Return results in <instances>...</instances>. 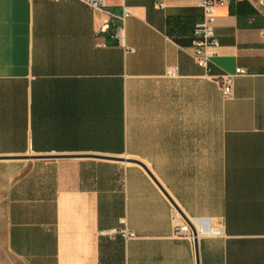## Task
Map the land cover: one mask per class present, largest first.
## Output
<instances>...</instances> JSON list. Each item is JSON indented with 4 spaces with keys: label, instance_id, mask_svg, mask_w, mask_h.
Here are the masks:
<instances>
[{
    "label": "crops",
    "instance_id": "obj_1",
    "mask_svg": "<svg viewBox=\"0 0 264 264\" xmlns=\"http://www.w3.org/2000/svg\"><path fill=\"white\" fill-rule=\"evenodd\" d=\"M215 14L207 72L197 0H0V156L69 155L0 159V264H264V9ZM89 155L140 162L185 218L209 220L198 262L142 165Z\"/></svg>",
    "mask_w": 264,
    "mask_h": 264
},
{
    "label": "built area",
    "instance_id": "obj_2",
    "mask_svg": "<svg viewBox=\"0 0 264 264\" xmlns=\"http://www.w3.org/2000/svg\"><path fill=\"white\" fill-rule=\"evenodd\" d=\"M90 8L95 10H102L104 7V0H80ZM155 5L158 8L165 6V0H154ZM242 0H197V6L202 10V20L197 22L193 28V40H192V51L195 63L206 69L208 72L210 67V57L215 54L214 49L218 46V40L215 34V9L217 6L226 5L230 2H238ZM255 4L260 8L264 9V0H253ZM129 15V12L124 9L123 14L118 17L121 21L115 26L113 35L117 38L120 44L124 40V19ZM102 31L108 29V24L105 22L100 27ZM127 50H132L125 47ZM175 69L169 68L167 70L168 75H174ZM244 68L238 67L235 69L233 74L225 73L220 76V87L224 98H227L232 93V80L235 74H245ZM209 75V74H208ZM172 234L175 238H189L195 240L191 228L185 223L181 214L173 206L172 209ZM189 222L193 226L196 232V237L199 235L211 232V225L209 220L205 219H190ZM116 234H122L126 238H133L134 235L127 232L126 229L117 230L112 229L108 232L109 236Z\"/></svg>",
    "mask_w": 264,
    "mask_h": 264
},
{
    "label": "water",
    "instance_id": "obj_3",
    "mask_svg": "<svg viewBox=\"0 0 264 264\" xmlns=\"http://www.w3.org/2000/svg\"><path fill=\"white\" fill-rule=\"evenodd\" d=\"M63 156H69V155H11V156H0V159H17V158H57V157H63ZM73 156H81V155H73ZM90 157H97V158H104L108 160H120V161H127V162H135L140 165H142L145 169L146 167L141 164L138 161H135L134 159H125V158H120V157H112V156H101V155H89ZM147 173L151 176V178L154 180V182L158 185V187L162 190V192L168 197V199L171 201L172 205L175 207V209L181 214L182 218L184 219L185 223L191 228L192 233L195 237L194 240V245H195V253H196V261L198 262V257H197V237H196V232L191 223L187 218L183 216V214L180 212L178 209L177 205L173 202V200L169 197V195L166 193V191L161 187V185L157 182V180L153 177V175L150 173L149 170H147Z\"/></svg>",
    "mask_w": 264,
    "mask_h": 264
}]
</instances>
